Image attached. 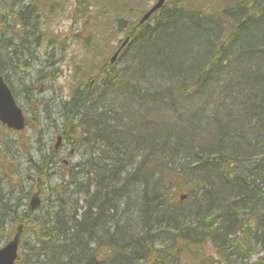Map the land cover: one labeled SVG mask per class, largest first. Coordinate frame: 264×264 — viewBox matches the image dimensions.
Returning a JSON list of instances; mask_svg holds the SVG:
<instances>
[{
  "label": "trees",
  "instance_id": "obj_1",
  "mask_svg": "<svg viewBox=\"0 0 264 264\" xmlns=\"http://www.w3.org/2000/svg\"><path fill=\"white\" fill-rule=\"evenodd\" d=\"M28 1L14 14L34 12L44 34L47 13L88 16L68 120L81 116L70 133L91 151L39 211L0 152V246L24 223L27 264H248L264 253V0H168L143 24L151 0H73L72 11ZM97 76L99 92L80 91Z\"/></svg>",
  "mask_w": 264,
  "mask_h": 264
},
{
  "label": "rangeland",
  "instance_id": "obj_2",
  "mask_svg": "<svg viewBox=\"0 0 264 264\" xmlns=\"http://www.w3.org/2000/svg\"><path fill=\"white\" fill-rule=\"evenodd\" d=\"M154 1L151 0L148 5H152ZM67 2H69V10L72 11L73 0H64V7ZM27 4L28 0H24L23 3L17 0H0L2 20L0 23V70L14 91L17 102L28 120V127L22 133L11 131L0 124V152L8 155L9 159L22 171L19 181L23 182V186L32 195L37 191L40 179L37 174L39 166H42L46 157L54 152L57 136L63 134L65 128H69L68 112H71L74 106L70 100L71 87L77 83L73 76L74 68L80 72L81 60L85 57L82 39L77 33L82 32L88 16L82 14L83 17L80 15L78 21L73 23L75 18L72 15L69 16V12L63 15L47 13L52 21V33L44 34L41 28L45 29V26L40 24V19L34 18L36 15L34 12L30 14L27 12V16L32 18V25L38 21L39 28L35 32L38 39H36L26 35L27 30L23 29V19L14 14ZM62 10L63 8L57 13ZM39 36L47 40L40 44ZM56 36L57 40L54 42ZM119 37L122 39L124 35L121 33ZM122 65L123 63H119L117 67ZM89 80L82 81L80 86L84 87ZM100 85L101 82H94L91 92L93 94L99 92ZM77 124V122L74 123V125ZM78 147L79 144L72 140L70 135L66 136L60 151L56 153L55 160L51 158L52 162L48 167L49 178L40 183L43 200L50 193V188L60 185L63 180H70L71 176L68 172L74 164L86 159L87 145H82L80 149ZM87 155L90 157V152ZM64 160L67 163H64ZM91 192H94L93 186H91ZM29 202L30 199H23V204L29 206ZM84 202L85 198L82 197L80 203L84 204ZM26 207L23 206V208ZM19 214H22L21 210ZM23 239L30 241L29 236L25 234ZM22 253H24L23 249ZM263 254L262 252L254 253L247 263L257 264L258 258ZM36 262L47 264L48 259L40 257L28 264Z\"/></svg>",
  "mask_w": 264,
  "mask_h": 264
},
{
  "label": "water",
  "instance_id": "obj_3",
  "mask_svg": "<svg viewBox=\"0 0 264 264\" xmlns=\"http://www.w3.org/2000/svg\"><path fill=\"white\" fill-rule=\"evenodd\" d=\"M166 0H159L156 5L143 17L142 22L149 19V17L159 8H161ZM127 42V40H126ZM125 42V43H126ZM117 55L114 56L115 60ZM0 120L7 124L10 128L22 130L25 127V117L22 110L17 106L11 90L0 77ZM185 196L182 197L184 199ZM41 204L39 193H36L31 201V208L37 209ZM22 228L20 227L14 239L0 250V264H14L17 257L18 242Z\"/></svg>",
  "mask_w": 264,
  "mask_h": 264
}]
</instances>
